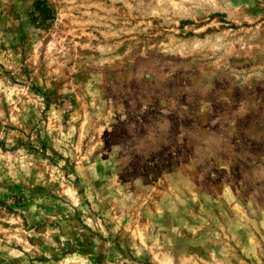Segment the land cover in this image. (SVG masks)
I'll use <instances>...</instances> for the list:
<instances>
[{"label": "rangeland", "instance_id": "1", "mask_svg": "<svg viewBox=\"0 0 264 264\" xmlns=\"http://www.w3.org/2000/svg\"><path fill=\"white\" fill-rule=\"evenodd\" d=\"M0 264H264V0H0Z\"/></svg>", "mask_w": 264, "mask_h": 264}]
</instances>
